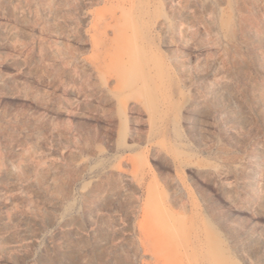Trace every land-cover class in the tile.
I'll list each match as a JSON object with an SVG mask.
<instances>
[{
    "label": "rangeland",
    "instance_id": "1",
    "mask_svg": "<svg viewBox=\"0 0 264 264\" xmlns=\"http://www.w3.org/2000/svg\"><path fill=\"white\" fill-rule=\"evenodd\" d=\"M0 264H264V0H0Z\"/></svg>",
    "mask_w": 264,
    "mask_h": 264
},
{
    "label": "bare ground",
    "instance_id": "2",
    "mask_svg": "<svg viewBox=\"0 0 264 264\" xmlns=\"http://www.w3.org/2000/svg\"><path fill=\"white\" fill-rule=\"evenodd\" d=\"M133 86L134 85V83L132 82V81H128V80H126L125 82H124V85H122V90H121V92L123 93V95H124V93H125V91H126V89L127 88H129L131 85ZM133 88V87H132ZM122 95V94H121Z\"/></svg>",
    "mask_w": 264,
    "mask_h": 264
}]
</instances>
